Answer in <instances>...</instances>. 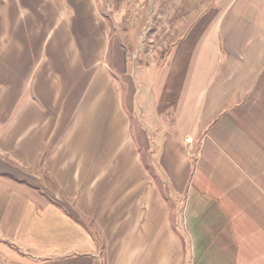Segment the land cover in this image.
<instances>
[{"label":"crops","instance_id":"obj_1","mask_svg":"<svg viewBox=\"0 0 264 264\" xmlns=\"http://www.w3.org/2000/svg\"><path fill=\"white\" fill-rule=\"evenodd\" d=\"M186 1L148 126L136 9L0 0V264H264V0Z\"/></svg>","mask_w":264,"mask_h":264},{"label":"rangeland","instance_id":"obj_2","mask_svg":"<svg viewBox=\"0 0 264 264\" xmlns=\"http://www.w3.org/2000/svg\"><path fill=\"white\" fill-rule=\"evenodd\" d=\"M102 2L108 15H112L119 0H98ZM134 3L138 6H134ZM138 0H124L126 3L124 13L127 16L132 12L141 14L139 17L129 18L124 25L118 24V37L122 41L125 51L129 56L130 73L127 76V82L134 87V100L137 106V114L143 117L142 121L151 124V118L148 116L149 108L145 104L146 98H159L165 94V80L167 79V69L159 60L163 58L162 54L167 48L171 50L170 56L165 63L175 64L182 61L178 55L177 48L182 46V39L176 37L181 30L180 24H175V17H172L169 10L175 0H146V7L139 5ZM196 2L197 0H187ZM186 1V2H187ZM138 10L141 11L138 12ZM171 57V59H170ZM177 58V59H176ZM128 89V88H127ZM126 89L127 94L129 91ZM134 122V117L130 116Z\"/></svg>","mask_w":264,"mask_h":264}]
</instances>
